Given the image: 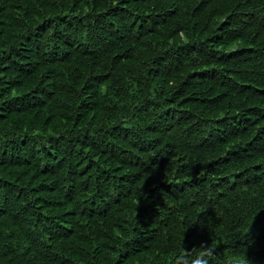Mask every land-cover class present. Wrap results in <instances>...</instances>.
Returning <instances> with one entry per match:
<instances>
[{"label": "trees", "instance_id": "1", "mask_svg": "<svg viewBox=\"0 0 264 264\" xmlns=\"http://www.w3.org/2000/svg\"><path fill=\"white\" fill-rule=\"evenodd\" d=\"M201 253L264 264V0H0V264Z\"/></svg>", "mask_w": 264, "mask_h": 264}, {"label": "clouds", "instance_id": "2", "mask_svg": "<svg viewBox=\"0 0 264 264\" xmlns=\"http://www.w3.org/2000/svg\"><path fill=\"white\" fill-rule=\"evenodd\" d=\"M208 254H211L210 250H209V253ZM179 258H183V257H179ZM185 264H187V260L186 259H185ZM191 264H208V260L206 259L205 254L204 253H201V254L197 255L191 261Z\"/></svg>", "mask_w": 264, "mask_h": 264}]
</instances>
